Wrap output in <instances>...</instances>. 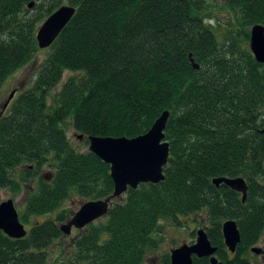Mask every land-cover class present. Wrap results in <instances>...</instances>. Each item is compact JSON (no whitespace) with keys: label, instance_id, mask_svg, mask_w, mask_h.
<instances>
[{"label":"trees","instance_id":"trees-1","mask_svg":"<svg viewBox=\"0 0 264 264\" xmlns=\"http://www.w3.org/2000/svg\"><path fill=\"white\" fill-rule=\"evenodd\" d=\"M208 1L0 0V90L43 51L36 40L41 25L63 6L77 9L46 50L31 88L0 119V191L36 181L19 213L28 235L18 240L0 231V264H49L50 250L67 239L60 227L75 215L65 203L114 192L110 166L77 150L68 121L89 146V137L143 136L165 112V180L129 189L107 217L72 239L70 257L58 262L143 264L158 248L162 222L179 227L206 211L219 261L240 264L229 261L222 225L237 223L239 252L264 232V195L256 186L264 179V65L241 42L217 40L205 22ZM229 4L249 42L248 30L264 26V0ZM66 72L74 75L52 97ZM221 177L247 181L246 204L213 185Z\"/></svg>","mask_w":264,"mask_h":264},{"label":"water","instance_id":"water-1","mask_svg":"<svg viewBox=\"0 0 264 264\" xmlns=\"http://www.w3.org/2000/svg\"><path fill=\"white\" fill-rule=\"evenodd\" d=\"M35 3H31L32 9ZM77 9L63 6L54 12L38 29L36 40L41 50L49 49L59 38L63 30L69 25ZM250 50L256 61L264 65V26L256 25L250 31ZM193 67L199 70L190 55ZM11 94L2 108L5 112L14 98ZM170 113L165 112L155 122L151 130L140 137L103 138L89 137V151L101 161L110 166L111 179L114 183V192L106 199L84 203L75 215L60 229L65 237L71 236L73 230L82 231L97 220L108 216L114 201L127 194L129 189L137 190L140 185H158L165 180L164 170L168 164L170 145L165 141V131L169 122ZM84 136H79L83 140ZM219 188L224 185L234 192L243 195L242 202L246 203L249 186L243 178L221 177L212 181ZM0 231L12 239H23L28 235L25 225L21 223L19 212L13 200L0 204ZM222 232L227 248L235 253L241 241L240 231L235 221L223 223ZM257 251V250H254ZM217 249L214 248L204 230L197 233V242L190 246H183L170 253L171 264H193V258H209L211 264H220L214 257Z\"/></svg>","mask_w":264,"mask_h":264},{"label":"rangeland","instance_id":"rangeland-1","mask_svg":"<svg viewBox=\"0 0 264 264\" xmlns=\"http://www.w3.org/2000/svg\"><path fill=\"white\" fill-rule=\"evenodd\" d=\"M64 4H68V2L65 1ZM207 5L208 9L206 12L207 16L205 22L210 27H212L217 40L225 41L232 38L236 40V42L239 41L247 48H250V40L249 42H246V40L244 39L245 30L242 29L239 25L238 14L230 6L229 0H209L207 2ZM250 31L251 28L248 30L249 34ZM47 54L48 51L46 50L39 52L35 59L29 65L17 71L4 82V85L0 90V119L4 114V112H2V108L8 101L11 94L15 92L13 98L14 100L24 91L31 88L36 78L37 70L43 60L46 58ZM73 75L74 74L70 72L65 73L62 83L53 91L52 97L61 90L62 85ZM7 112L8 109L6 110V113ZM65 129L67 131L68 138H70L71 142L76 146L77 150L81 152H86L89 150V146L85 143L84 140L80 141L76 138L78 134L73 129L70 121L66 123ZM44 173L50 174L49 171H44ZM35 186L36 181L33 182L29 187H23L22 190H1L0 204L8 200H13L17 211L19 213L22 212L26 205V200L30 192L33 191L32 187L34 188ZM82 203V200L75 198L66 202L63 209H71L72 211L77 212L80 209ZM204 224H206V226H210L209 215L206 211L183 219L182 224L179 227L162 222L161 225L163 229L161 233H159L156 237L158 248L157 250L148 251L143 264H165L166 256L170 255L172 250H175L183 246L184 244H192L193 242H195V232L201 225L203 226ZM25 228L28 230V227L25 226ZM78 235H80V232L77 230H73L71 238L65 237L67 239H64V241L57 242L49 252L51 254L49 264H60L58 262L60 259L67 258L71 253V249L68 244ZM60 243L62 245L61 248L58 246ZM62 250H64V255L61 254ZM67 253H69V255Z\"/></svg>","mask_w":264,"mask_h":264},{"label":"flooded vegetation","instance_id":"flooded-vegetation-1","mask_svg":"<svg viewBox=\"0 0 264 264\" xmlns=\"http://www.w3.org/2000/svg\"><path fill=\"white\" fill-rule=\"evenodd\" d=\"M76 138L79 140V137H78V135L76 136ZM81 141V140H80ZM232 179H235V178H232ZM264 179H262V180H260V182H258L257 183V188L260 190H262L263 191V194H261V195H264ZM222 186H224V185H221L220 187H222ZM249 186V185H248ZM220 187L219 188H217V189H220ZM224 187H226V186H224ZM228 188V187H227ZM229 189V188H228ZM231 190V189H230ZM231 192H233V194H234V196L235 197H237L241 202H242V199H243V195L241 194V193H238V192H234V191H232L231 190ZM249 193H250V188H249V190H248V197H249ZM232 194V195H233ZM248 199V198H247ZM246 202H247V200H246ZM242 204H246V203H243L242 202ZM225 223V222H224ZM209 226H206V224H204L203 226L201 225L199 228H198V230L195 232V242H193L192 244H188V245H190V246H192V245H194L196 242H197V233L200 231V230H204L205 232H206V234H207V236H208V233H207V228H208ZM238 229H239V227H238ZM240 231V230H239ZM222 234H223V232H222ZM240 235H241V241H240V243L237 245V248H236V251H235V253H231L230 251H229V249L227 248V246H226V244H225V240H224V244H225V247H226V249L228 250V253H229V261H237V262H239L240 264H264V232L263 233H261L260 235H259V238H256V241H255V243L252 245V246H248V247H246V246H244V244H242L243 246H242V248H241V251L239 252V245L243 242V239H242V234H241V232H240ZM209 239V238H208ZM223 239H224V235H223ZM210 241V240H209ZM212 244V243H211ZM213 246V245H212ZM214 247V246H213ZM214 248H216V247H214ZM217 249V248H216ZM254 250H257V251H254ZM217 251H218V249H217ZM217 260H218V262L220 263V264H224V263H221L220 261H219V259H218V257H217V252L215 253V256H214ZM194 258H196V257H194ZM193 258V259H194ZM198 259V258H197ZM204 259V258H203ZM207 259H209V258H207ZM199 260H201V259H199ZM209 261H210V259H209Z\"/></svg>","mask_w":264,"mask_h":264}]
</instances>
